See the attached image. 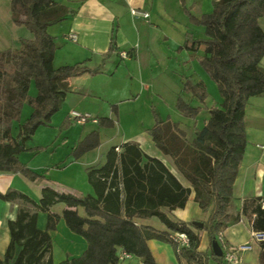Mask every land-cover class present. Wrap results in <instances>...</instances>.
Segmentation results:
<instances>
[{
    "label": "trees",
    "instance_id": "trees-1",
    "mask_svg": "<svg viewBox=\"0 0 264 264\" xmlns=\"http://www.w3.org/2000/svg\"><path fill=\"white\" fill-rule=\"evenodd\" d=\"M9 8L14 24L24 26L32 37L20 39L19 49L0 50V172L50 183L43 173L21 162L18 154L43 149H26L25 142L38 126L48 125L58 111L67 91L66 80L96 70L84 63L57 68L52 64L56 44L46 27L66 18L69 11L65 5L54 0H10ZM185 12L190 23L204 28V37L188 34L179 49L197 52L203 46L199 65L216 84L222 101L208 109L206 123L190 141L177 122L161 120L153 108L155 124L147 133L189 181L194 201L208 213L203 226L171 220L161 211L162 207L182 208L190 189L182 187L158 159L143 154L137 144L126 142L119 152L116 147L109 148L103 165L87 169V181L94 195L65 193L49 185L41 189L37 201L13 189L0 192L1 200L20 201L15 219L7 222L10 239L0 264H121L120 250L141 264H157L147 245L150 239L171 244L178 264H223V254L214 255L211 242L230 223L244 215L250 219L252 230L264 232L261 197L244 199L235 216L228 212L231 183L246 145L247 101L264 95V68L259 64L264 57V29L259 24V19L264 18V0H213L212 11L200 17ZM111 42L109 49L113 50ZM31 83L36 89L34 96L29 93ZM207 96L203 81L184 77L175 108L183 117L194 119L202 107L193 106L191 101L203 104ZM24 104L32 111L19 122ZM96 124L98 128H110L114 121L100 117ZM69 125V119H64L60 128ZM99 144V132L94 130L77 142L71 155L78 159ZM142 158L146 159L143 163ZM56 203L65 206L61 215L50 211ZM77 208L83 209L84 216L78 214ZM38 212L46 213L44 229L37 226ZM153 216L165 226V231L134 222L135 218ZM60 220L83 239L85 247L80 254L55 263L50 254L49 231L55 230ZM201 230L208 237L207 252L198 250ZM174 233H184L188 245L177 248L170 238ZM259 243L258 264H264V240Z\"/></svg>",
    "mask_w": 264,
    "mask_h": 264
},
{
    "label": "crops",
    "instance_id": "crops-1",
    "mask_svg": "<svg viewBox=\"0 0 264 264\" xmlns=\"http://www.w3.org/2000/svg\"><path fill=\"white\" fill-rule=\"evenodd\" d=\"M54 1L65 5L69 13L64 20L46 27L47 33L54 38L56 44L52 60L53 66L57 68L84 63L96 72H85L66 80L67 91L58 109V111L62 109L65 119L70 121V125L61 131V134H65L61 139V146H65L66 157L54 158L56 149H53L51 145L44 146L42 150L23 151L18 154V159L21 162L32 170L43 173L50 183L31 181L20 174L0 172V192L13 189L25 193L37 201L40 198L41 189L49 185L65 193L94 195L93 189L87 181V169L103 165L105 154L109 148L116 147L119 152L122 144L130 142L137 144L143 154L158 159L182 187L190 189L182 208L177 207L170 210L167 207H162L161 211L171 220L203 223L208 213L203 212L194 201V191L189 181L178 171L173 160L154 145L147 130L155 124L153 108L158 112L161 120L169 119L177 122L179 127L185 131L186 139L190 141L194 137L195 131L206 123L208 109L212 106H219L221 103L222 99L218 94L217 87H214L211 83L212 80L198 62V58L203 54V46L197 52L179 49L188 34L194 38H202L204 35L195 37L191 32L186 31L183 42L173 50L175 53L170 52L167 48L168 28L174 27V24L169 21V18L163 17L165 16L164 12L159 6L163 0H65L66 4L61 0ZM178 2L187 22L197 30L201 31L202 29L203 33L204 28L190 23L185 12L187 10L192 14L191 11L196 5V0H191V2L189 0L190 4L187 0H178ZM199 3L200 14L198 16L192 14L193 16L200 17L202 14L212 11L213 0H201ZM9 6L10 0H0V50L19 49L21 47L20 39L32 37L31 32L24 26L14 24ZM130 8H142L148 11V21L143 22V19L132 17ZM23 27L25 31L22 36L16 33H14L16 35H11V32H16V30L19 32ZM70 33L76 34L75 41L67 38ZM111 41H113V50L109 49ZM120 52H127L128 56L121 57ZM259 64H264V57L261 58ZM184 77L203 81L208 92L203 104L195 99L191 101L193 106L202 107L193 121L183 117L175 108ZM209 88H212V94L209 93ZM29 93L32 96L36 94L33 83L30 85ZM25 111L28 115L29 109L23 106L19 122H23L29 117L24 116L22 119ZM71 111L90 113L96 119L100 117L112 119L114 121L112 127L115 128L116 134L122 136L121 142L111 144L113 139L108 135L105 140H102L104 138L101 132H105L107 128H98L96 123L90 121L84 124L75 123L70 117ZM201 114L203 117L198 123ZM52 117L46 126L51 125ZM15 124L18 125V123ZM73 125L82 126L81 131L73 140H69L67 131H70ZM94 130L99 132V146L84 153L78 159L71 157V151L77 142ZM12 133H16L15 128ZM33 135L25 142L26 149L39 146L29 145ZM249 141L246 135L242 158L231 183L232 200L228 212L232 216L240 212L244 199L252 197L264 199V150L257 146L264 142L260 143L255 138H250ZM38 156H47V160L36 161ZM145 161L146 159L142 158V163ZM122 196L123 194L121 198ZM19 206L20 201L18 200L4 201L0 199V259H2L10 239L7 222L15 219ZM64 207L62 203H56L50 207V211L61 215ZM77 212L84 216L82 208H77ZM45 222L46 213L38 212V228L44 229ZM134 222L137 225L150 226L158 231L166 230L165 226L154 216L147 219L135 218ZM63 232L69 237L70 247L75 243V246H72L75 252L72 250L60 252V260L57 262L80 254L85 247L82 239L70 237L64 229ZM251 232L250 219L244 215H241L238 221L230 223L221 232L223 244L227 246L237 247L241 244L251 246L249 250L240 252V260L236 264H258L261 247L260 243L253 239ZM49 235L53 244V238L57 235V226L55 230L49 231ZM147 245L157 264H178L171 244L150 239L147 240ZM208 245L206 232L199 231L198 250L207 252ZM63 247L64 249L68 248L65 244ZM50 254L55 262L52 246ZM209 264H214V262L209 261Z\"/></svg>",
    "mask_w": 264,
    "mask_h": 264
},
{
    "label": "rangeland",
    "instance_id": "rangeland-1",
    "mask_svg": "<svg viewBox=\"0 0 264 264\" xmlns=\"http://www.w3.org/2000/svg\"><path fill=\"white\" fill-rule=\"evenodd\" d=\"M60 1V0H59ZM64 4H66L65 0H61ZM201 0H196V5L195 7L192 9V14L198 16L200 14V2ZM187 2L190 4L189 0H187ZM162 3V4H161ZM159 4L160 8L163 10L164 15L163 17L169 18V21L174 24V27H169L168 31H169V39H168V45L167 48L170 52H173V50L176 48V46H178L179 44H181L184 40V33L186 31L191 32L195 37H199L202 36V29L197 30L196 28H194V26H192L191 24H189L185 18V16L183 15L182 11H181V7L179 5L178 0H163V2H161ZM144 21H148V19L143 20ZM259 24L261 26L262 29H264V19H260L259 20ZM25 28H20L19 32L18 30H16V32H11V35H23V31ZM22 31V32H21ZM16 33V34H14ZM166 48V49H167ZM175 53V52H173ZM177 56V55H176ZM260 67L264 68V64H260ZM203 73V72H202ZM205 75V74H204ZM214 87L216 88L215 83L212 81L211 82ZM213 88V87H212ZM212 88H209V93L212 94ZM24 107H27V109H29V114L31 111V107L27 104L23 105ZM28 111V110H27ZM27 112H23V117L22 119L28 115H26ZM203 117V114H201V116H199L198 118V123L201 122ZM65 116L62 112V109H60L56 114L53 115L52 120H51V125L50 126H46V125H41L38 126L33 137L32 140L29 141V145H39L40 147L44 146H49L51 145L52 148L56 149V154L54 155V158H65L67 153L65 151V146H61V139L62 137L65 135L63 132V134H61V131L63 129L60 128V126L62 125V122L64 121ZM193 121V119L191 120ZM244 125H245V131H246V135H247V139L249 141L250 138H255L256 141L258 142H264V95H259V96H253L250 97L247 101V105L245 108V118H244ZM82 126H78V125H73L70 128V131H67V134L69 136V140H73V138L75 136L78 135V133L81 131ZM101 135L103 136L105 140L107 138L106 135L110 136V138L113 139L111 144H119L122 140V136L121 134H116L115 128L114 127H110L107 128L105 130V132H101ZM84 136V135H82ZM83 138V137H82ZM255 141V142H256ZM251 142V141H249ZM104 144V143H103ZM106 145V144H104ZM103 145V146H104ZM103 149V148H101ZM99 149V150H101ZM84 155V154H83ZM70 156L72 157V155L70 154ZM47 156H38L36 158V161L42 160L44 159L45 161L47 160L46 158ZM81 157V156H80ZM44 162V161H43ZM63 229L66 230V232L68 233V235H70V237H77L79 239H82L80 236L75 235L73 233H71L67 227L65 226L64 222L61 220L58 225H57V235L53 238V244H52V249H53V253H54V261L57 262L59 259V253L64 251V250H72L73 252H75V249L72 248V246H75V243L72 244V246L70 247L69 243V237L67 235H65V233L63 232ZM83 241V239H82ZM68 246L67 249H64L63 245ZM121 264H141L140 260L138 259H131L129 261H127L126 263L123 261Z\"/></svg>",
    "mask_w": 264,
    "mask_h": 264
},
{
    "label": "built area",
    "instance_id": "built-area-1",
    "mask_svg": "<svg viewBox=\"0 0 264 264\" xmlns=\"http://www.w3.org/2000/svg\"><path fill=\"white\" fill-rule=\"evenodd\" d=\"M130 14L134 18L143 19L146 20L149 17L148 11L142 9V8H130ZM67 38L69 40L75 41L76 40V34L70 33L67 35ZM121 57L128 56L127 52H120ZM71 119L78 124H84L88 121L96 123L97 119L96 117L92 116L90 113H81L78 111H71L70 112ZM261 150H264V143H261L257 145ZM264 203V201H261V204ZM251 235L255 241H262L264 240V232L260 231H254L252 230ZM170 238L172 241L176 244L177 248L185 247L188 245V238L184 233H174L170 235ZM217 241L219 245L222 248V254H223V264H236L240 260V252L249 250L251 246L249 244H241L237 247H231L223 244V239L221 232L217 235ZM133 255L126 253L125 251L120 250L118 252V259L119 261H128L133 259Z\"/></svg>",
    "mask_w": 264,
    "mask_h": 264
},
{
    "label": "water",
    "instance_id": "water-1",
    "mask_svg": "<svg viewBox=\"0 0 264 264\" xmlns=\"http://www.w3.org/2000/svg\"><path fill=\"white\" fill-rule=\"evenodd\" d=\"M191 223H192V225H194V226H196L198 228H201L203 226V223L200 222V221H192ZM211 250H212L213 254L216 255V256H221L222 255V248L219 245L217 240H213L211 242Z\"/></svg>",
    "mask_w": 264,
    "mask_h": 264
}]
</instances>
